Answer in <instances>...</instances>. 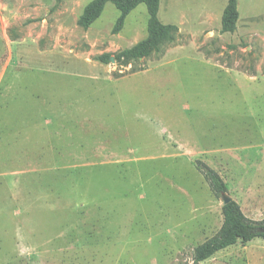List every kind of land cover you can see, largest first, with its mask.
<instances>
[{
    "label": "rangeland",
    "instance_id": "obj_1",
    "mask_svg": "<svg viewBox=\"0 0 264 264\" xmlns=\"http://www.w3.org/2000/svg\"><path fill=\"white\" fill-rule=\"evenodd\" d=\"M91 1L0 0V264H190L223 220L196 161L264 220V0L231 33L227 0H160L174 41L126 66L99 58L145 5L113 33L111 4L78 25ZM200 264H264V239Z\"/></svg>",
    "mask_w": 264,
    "mask_h": 264
},
{
    "label": "trees",
    "instance_id": "obj_2",
    "mask_svg": "<svg viewBox=\"0 0 264 264\" xmlns=\"http://www.w3.org/2000/svg\"><path fill=\"white\" fill-rule=\"evenodd\" d=\"M159 3L160 0H92L84 7L77 23L84 29L88 28L100 17L104 7L111 4L119 12L113 27V33H118L123 28L126 17L140 4L145 5L148 15L147 36L137 44L120 50L112 56L103 55L99 58L101 63L108 64L112 57L116 64L126 66L159 53L162 46L174 41L177 27L159 21ZM237 20L238 0H227L221 17V31L233 32ZM130 70L135 71L134 67ZM143 70V68L138 69V71ZM194 166L217 197L221 198L222 194H227L226 184L216 171L201 161H196ZM222 219L221 227L216 234L194 249L190 264H200L237 242L247 243L255 238L264 239V220L254 221L247 218L234 200L222 205Z\"/></svg>",
    "mask_w": 264,
    "mask_h": 264
},
{
    "label": "water",
    "instance_id": "obj_3",
    "mask_svg": "<svg viewBox=\"0 0 264 264\" xmlns=\"http://www.w3.org/2000/svg\"><path fill=\"white\" fill-rule=\"evenodd\" d=\"M113 61H114L113 58H110V62L113 63ZM231 200L232 199H231V197L229 195H227V194H222L221 195L222 205H225V204L229 203Z\"/></svg>",
    "mask_w": 264,
    "mask_h": 264
}]
</instances>
